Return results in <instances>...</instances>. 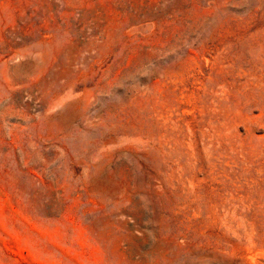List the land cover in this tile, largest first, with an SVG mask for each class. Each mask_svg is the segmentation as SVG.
I'll return each mask as SVG.
<instances>
[{
    "label": "rangeland",
    "instance_id": "374dc122",
    "mask_svg": "<svg viewBox=\"0 0 264 264\" xmlns=\"http://www.w3.org/2000/svg\"><path fill=\"white\" fill-rule=\"evenodd\" d=\"M0 264H264V0H0Z\"/></svg>",
    "mask_w": 264,
    "mask_h": 264
}]
</instances>
